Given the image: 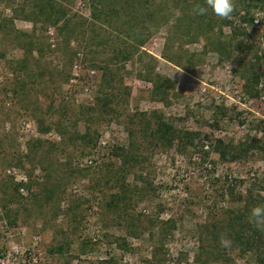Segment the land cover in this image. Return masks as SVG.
Returning a JSON list of instances; mask_svg holds the SVG:
<instances>
[{
    "label": "rangeland",
    "instance_id": "1",
    "mask_svg": "<svg viewBox=\"0 0 264 264\" xmlns=\"http://www.w3.org/2000/svg\"><path fill=\"white\" fill-rule=\"evenodd\" d=\"M53 1L65 9L67 25L54 26L28 15L31 10L26 0H0V25H7V29H0V186L11 181L19 187L17 202L10 208L17 209L16 218H12L13 213L6 217L0 193V264H257L252 252L223 248L218 240L206 241L204 235L214 226L223 227L232 215L242 211L249 194L252 205L264 204L262 152L251 150L236 160L221 158L229 144L246 139L264 144V78L257 87L258 96L245 93L234 62L220 55L212 44L218 36L225 39L232 29L243 27V43L252 47L263 64V3L249 8L238 5L231 18L214 19L213 30H195L203 34L193 42V32L171 33L173 18L158 28L151 26L148 42L122 65L112 61L109 43L110 39L124 37L120 22L115 20L108 27L93 22L89 0ZM151 2L162 13L166 7L178 15L176 0ZM22 9L25 12H20ZM246 12L252 21L243 24L241 17ZM256 12L262 15L258 26L253 22ZM11 31L35 38L37 50H22ZM167 37L174 56H196L198 65L193 75L177 72L179 68L161 58ZM108 59L113 69L122 66L119 75L129 89L128 99L123 97L97 109L95 122H99L92 127L98 130L99 138L94 148H84L77 142L66 148L64 157L56 153L50 183L55 195L62 196L57 216L54 201L44 209L36 202L27 204L29 192H36L35 184L45 179L38 159L26 157L27 144L33 140L60 141L53 130L45 135L38 133L32 116L35 99L46 114V124L52 115L47 112L49 105L52 112L61 104L72 111L94 107L96 99L108 91L101 84V68ZM22 60L33 69V77H21L26 84L25 96L14 95L13 87L15 74H20L16 63ZM148 71L176 83L177 96L168 105L150 99L151 86L143 80ZM68 73V81L62 82ZM59 84V94H53L52 89ZM114 87L113 92L118 93V87ZM132 113H142L148 119L160 115L172 120L177 130L201 136L181 152L176 147L160 151L141 142L142 158L124 177L130 190L128 198L118 210L108 211L105 202L117 191L116 184L109 180L110 173L116 175L120 165L111 151L115 146L129 149L127 129L132 122L127 115ZM77 125L83 132V122ZM131 151L135 156L140 150ZM66 158L71 170L61 166ZM89 159L95 163L88 165ZM72 201H80L74 218L63 214ZM121 239L124 246L119 243ZM86 241L88 246L81 254ZM210 246H217L219 253L207 257L202 247L209 251Z\"/></svg>",
    "mask_w": 264,
    "mask_h": 264
},
{
    "label": "trees",
    "instance_id": "2",
    "mask_svg": "<svg viewBox=\"0 0 264 264\" xmlns=\"http://www.w3.org/2000/svg\"><path fill=\"white\" fill-rule=\"evenodd\" d=\"M264 0H235L236 7L238 5L245 6L247 8L262 4ZM29 4L30 10L28 15L32 17H40L46 22H51L54 26L62 23L61 26L67 25L69 20L65 9L59 3L53 0H26ZM90 2V16L91 20L101 26H110L113 21L120 22L123 27L124 37H115L109 40L111 42V50L113 53V60L118 64H124L129 62L137 53L144 47L152 35L153 26L158 28V25H166L170 20L175 19L174 25L171 29V33L176 34L177 31L189 35L193 32L192 42L196 40L198 36L203 33H194L197 29L205 28L204 30H213L216 26V21L219 17L215 16L211 11L205 16H197L192 13L191 9L194 4H203L204 0H176L175 6L178 15L175 16L165 7L163 13L158 11L159 7L155 6L151 0H89ZM236 9V8H235ZM20 12H25L23 9ZM158 12L160 17L157 16ZM25 20H32L29 17H24ZM221 20V18H219ZM242 23L251 22L252 18L249 17V13L241 17ZM158 23V24H157ZM7 29V25L1 22L0 29ZM151 27V28H150ZM94 26H92V29ZM94 31V30H93ZM245 29L243 27H237L232 29L230 36L223 39L221 35L212 43L213 47L219 52L220 55L228 57L236 65V72L239 77L244 81L243 90L245 93L251 96H258V89L261 80L264 78V62L261 63L259 57L253 53L252 47L246 45L242 41V35ZM14 35L17 46L22 50L33 52L37 50L35 46L36 39L30 36L26 32L11 31ZM169 34V36L171 35ZM171 38V36H170ZM170 38L167 37L163 46L161 58L166 62L172 64L176 68L183 69L182 71L187 74H194V68L198 65V59L195 55H181L175 53V56L171 53L172 45H170ZM22 39H28L23 41ZM23 42H26L23 45ZM26 47V48H25ZM35 48V49H32ZM174 56V57H173ZM254 61V63H252ZM28 61L22 60L16 63V70L20 72L19 75L13 78V87L16 89L14 95L20 94L25 96L27 94L26 84L21 77L31 78L33 77V69H29L27 66ZM37 63V61H35ZM113 63L111 59L103 62L101 68V84L104 87L101 97L96 99L94 107H79L77 111H72L67 105L61 104L52 112V106L49 105L48 113L52 114L50 122L46 124V114L41 111L37 98L35 99V113L32 115L33 120L36 122L37 131L41 135H45L53 130L60 138L58 143H50L48 141L33 140L27 144L26 157H34L38 159V163L41 166V170L45 175L43 183H36V192H29L27 199L29 204L36 202L38 207L44 209L54 201L55 215L59 211L62 196L55 195L53 191L52 183L53 171L51 166L53 163H57L56 153L60 152L61 156H65V151L68 146H75L78 142L84 148H94L98 142L99 134L96 128H93V124L98 117H96L97 109H104L111 102L117 101L126 97L128 99L130 92L123 85V80L119 75V71L122 68H112ZM34 68L37 70L38 66ZM263 70V71H262ZM69 79V73L63 78L62 82H67ZM143 80L150 84L151 89L149 91L150 99L160 102L164 105H168L170 100L177 96L176 83L171 79L152 71H148ZM114 85L118 87V93H114ZM54 88V87H53ZM42 91L46 89H41ZM52 93L58 95L60 92V84L55 89H52ZM41 91V92H42ZM120 92L122 96H120ZM120 94V95H119ZM124 100V99H123ZM126 102V100H125ZM38 109V113L36 112ZM112 110V109H108ZM71 114V115H69ZM127 119L132 122V127L127 129L130 137L129 149L122 147H112L111 153L117 156L120 160V165L117 167L116 175L110 173L109 180L114 182L117 188L116 192L109 195V199L105 202L106 210L119 209V204L125 202L130 192L127 185L124 184V177L128 174L130 169L138 166L139 159L142 158V143L146 141L149 145L157 148L160 151H166L173 147H176L178 151H183L185 148L193 146L196 139L201 135L196 132L180 131L177 130L172 120H166L160 115H154L152 119H148L142 113H132L127 115ZM136 121V123L133 122ZM82 121L84 130L81 132L78 129V122ZM137 141H139L137 143ZM131 150H140L135 156L132 155ZM251 150H258L264 155V144L252 141L244 140L236 145L229 144L226 150L221 154V158L229 157L230 160H236L244 158L249 154ZM63 167L69 168L70 161L68 158L64 159ZM70 169V168H69ZM71 170V169H70ZM31 185L28 184L27 188ZM18 185L12 183H4L0 186L1 198L5 203L4 211L6 217L13 213L12 218H16L17 209H10L17 202L18 197ZM55 196L57 198L55 199ZM80 201H72L66 204L64 213L69 217L75 215V210ZM253 199L251 194L248 196V202L242 211H237L235 215H232L230 220L223 225V227H212V230H208L204 235L206 241L220 240L221 236H226L232 240L231 249H236L239 252L250 251L254 255V259L257 264H264V232H260L252 225L247 223V216L252 205ZM27 206V205H26ZM57 216V215H56ZM74 218V217H73ZM12 224V223H10ZM211 237V239L209 238ZM216 241H214L216 243ZM119 242V241H118ZM122 246L125 245V240L121 239ZM118 243L119 247L121 245ZM81 254L85 253V248L88 246V242H84ZM215 245V244H214ZM204 249V250H203ZM202 250L207 257L219 253L217 246H210L209 251L206 247H202ZM3 258V255H0ZM94 264H110L109 261H99Z\"/></svg>",
    "mask_w": 264,
    "mask_h": 264
},
{
    "label": "clouds",
    "instance_id": "3",
    "mask_svg": "<svg viewBox=\"0 0 264 264\" xmlns=\"http://www.w3.org/2000/svg\"><path fill=\"white\" fill-rule=\"evenodd\" d=\"M235 0H204L203 4L196 3L191 11L197 16H205L211 11L215 16L221 19H229L235 11ZM259 19L257 20V22ZM183 69H178L177 72ZM247 223L252 225L260 232H264V204L254 205L246 218ZM219 244L223 248H229L232 245V240L226 236H221Z\"/></svg>",
    "mask_w": 264,
    "mask_h": 264
},
{
    "label": "built area",
    "instance_id": "4",
    "mask_svg": "<svg viewBox=\"0 0 264 264\" xmlns=\"http://www.w3.org/2000/svg\"><path fill=\"white\" fill-rule=\"evenodd\" d=\"M263 8H264V1H263ZM261 13H259V12H256L255 14H254V19H253V22H254V24H255V26H258L259 25V22H260V19H261ZM259 19V21L257 22V20ZM260 85H261V83H260ZM259 85V86H260ZM263 85V87H264V84H262ZM99 144H101L102 146H104L105 145V142H103L102 140H100L99 141ZM206 148H207V146H206ZM95 162L92 160V159H89L88 161H87V164L88 165H92V164H94Z\"/></svg>",
    "mask_w": 264,
    "mask_h": 264
}]
</instances>
